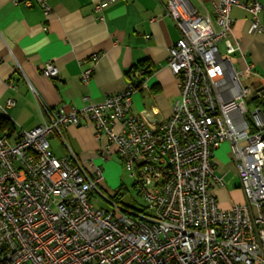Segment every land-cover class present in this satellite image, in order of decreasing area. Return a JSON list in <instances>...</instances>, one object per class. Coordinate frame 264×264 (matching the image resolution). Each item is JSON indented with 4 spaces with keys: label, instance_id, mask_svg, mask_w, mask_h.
<instances>
[{
    "label": "built area",
    "instance_id": "obj_1",
    "mask_svg": "<svg viewBox=\"0 0 264 264\" xmlns=\"http://www.w3.org/2000/svg\"><path fill=\"white\" fill-rule=\"evenodd\" d=\"M114 1L101 0L97 8ZM38 2L46 14L52 10L48 0ZM236 5L253 13L251 33L264 31L260 0H219L215 20L189 0L167 1L180 29L167 64L179 76L181 96L158 125L131 109L141 82L70 112L36 94L42 123L0 134V264H264V88L263 104L254 105L250 119L253 64L239 69L232 57L240 49L233 34ZM99 57L92 54L93 64ZM93 70H83L85 83ZM42 71L59 75L51 61ZM13 103H0V110ZM85 116L94 119L97 139H106L90 159L93 171L66 136V128L81 126ZM55 134L67 148L61 157L50 147ZM224 142L244 194L230 207L215 193L226 187V173L213 160ZM106 153L121 158L148 203L143 211L118 206L123 213L117 216L94 207L90 195L101 191Z\"/></svg>",
    "mask_w": 264,
    "mask_h": 264
},
{
    "label": "crops",
    "instance_id": "obj_2",
    "mask_svg": "<svg viewBox=\"0 0 264 264\" xmlns=\"http://www.w3.org/2000/svg\"><path fill=\"white\" fill-rule=\"evenodd\" d=\"M100 1L48 0L52 10L46 14L38 0H0V103L14 100L0 115L9 117L14 130L17 125L32 129L42 123L36 94L53 108L70 112L104 101L108 95L123 91L129 82L142 83L131 105L138 117L152 126L171 117L181 87L179 76L167 62L180 29L166 11L168 0H115L97 8ZM189 1L198 12L216 19L219 0ZM240 1L244 4L248 0ZM260 1L259 18L264 25V0ZM232 17L233 34L240 41V49L232 55L236 66L241 69L246 61L251 62L250 82L264 88V31H249L255 17L242 5L233 7ZM96 52L100 57L93 64L91 56ZM48 61L57 66L58 77L42 71ZM91 65L92 79L85 83L82 73ZM66 136L79 159L93 171L90 159L97 158L106 145L105 138L96 137L94 119L85 116L81 126L69 125ZM50 147L58 157L67 154L58 134L50 137ZM106 156L104 188L118 184L123 171L119 155ZM213 160L227 175L235 165L229 142L216 150ZM215 193L222 207L244 197L240 181L239 188L225 187Z\"/></svg>",
    "mask_w": 264,
    "mask_h": 264
},
{
    "label": "rangeland",
    "instance_id": "obj_3",
    "mask_svg": "<svg viewBox=\"0 0 264 264\" xmlns=\"http://www.w3.org/2000/svg\"><path fill=\"white\" fill-rule=\"evenodd\" d=\"M247 82L248 80H244L245 84ZM253 85H254L253 87L256 88L255 84ZM246 102L250 109V112H247V117L251 119L252 118L251 110L254 108V105L256 103L255 101L251 100V97H247ZM118 158L119 157L117 156V159ZM118 160H120L121 166L123 168V171L121 172L120 182H118V184L108 185V187L105 186V188L101 187L100 192L94 190L92 195H90L91 202L93 203L94 207H96L97 209L102 208L105 210H109L110 212L115 211L117 216H120L123 213V211L118 206H123L124 208H127V210L132 212L143 211L147 207L148 203L141 194V192L139 191L138 186L133 184V181L129 177L122 160L121 159ZM226 176H227L226 189L232 190L235 187L239 188V177H238L236 165H233L229 168V172L227 173ZM102 195H105L106 197Z\"/></svg>",
    "mask_w": 264,
    "mask_h": 264
},
{
    "label": "trees",
    "instance_id": "obj_4",
    "mask_svg": "<svg viewBox=\"0 0 264 264\" xmlns=\"http://www.w3.org/2000/svg\"><path fill=\"white\" fill-rule=\"evenodd\" d=\"M253 101H255L256 104H260L262 105L263 102L261 100V98H256V99H252ZM14 130V126L12 125L9 117L7 115H0V134L3 132H7L10 133Z\"/></svg>",
    "mask_w": 264,
    "mask_h": 264
},
{
    "label": "water",
    "instance_id": "obj_5",
    "mask_svg": "<svg viewBox=\"0 0 264 264\" xmlns=\"http://www.w3.org/2000/svg\"><path fill=\"white\" fill-rule=\"evenodd\" d=\"M263 89V87L256 88L255 94L252 95V99H256L260 95V91Z\"/></svg>",
    "mask_w": 264,
    "mask_h": 264
}]
</instances>
